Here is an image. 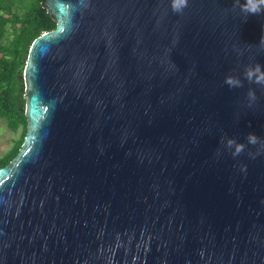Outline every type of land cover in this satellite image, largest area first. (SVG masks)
I'll return each instance as SVG.
<instances>
[{
    "label": "water",
    "instance_id": "1",
    "mask_svg": "<svg viewBox=\"0 0 264 264\" xmlns=\"http://www.w3.org/2000/svg\"><path fill=\"white\" fill-rule=\"evenodd\" d=\"M46 7L58 26L30 49L27 135L0 170V264H264V83L244 77L264 12Z\"/></svg>",
    "mask_w": 264,
    "mask_h": 264
},
{
    "label": "trees",
    "instance_id": "2",
    "mask_svg": "<svg viewBox=\"0 0 264 264\" xmlns=\"http://www.w3.org/2000/svg\"><path fill=\"white\" fill-rule=\"evenodd\" d=\"M57 26L46 0H0V118L13 132L22 129L19 140L0 157V170L18 155L27 135L23 75L30 49L38 37Z\"/></svg>",
    "mask_w": 264,
    "mask_h": 264
},
{
    "label": "clouds",
    "instance_id": "3",
    "mask_svg": "<svg viewBox=\"0 0 264 264\" xmlns=\"http://www.w3.org/2000/svg\"><path fill=\"white\" fill-rule=\"evenodd\" d=\"M188 0H170V6L174 12H180L187 5ZM236 6L239 7L241 12L245 14H259L264 12V0H235ZM260 43V42H259ZM245 79L252 81L254 83H264V66L259 63H256L254 66L246 68L244 72ZM225 83L229 87H240L242 85V81L233 76L225 77ZM250 99L255 98V93L253 91H249L248 93ZM257 137L254 133L249 134V141L255 142ZM229 145L236 143L231 138L227 141ZM242 148V145H237L236 153H238ZM235 154V153H234Z\"/></svg>",
    "mask_w": 264,
    "mask_h": 264
},
{
    "label": "rangeland",
    "instance_id": "4",
    "mask_svg": "<svg viewBox=\"0 0 264 264\" xmlns=\"http://www.w3.org/2000/svg\"><path fill=\"white\" fill-rule=\"evenodd\" d=\"M22 129L18 132H13L9 129L7 122L0 118V157L6 154L19 140Z\"/></svg>",
    "mask_w": 264,
    "mask_h": 264
}]
</instances>
